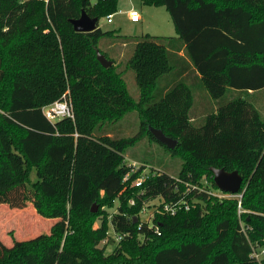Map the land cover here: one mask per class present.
Segmentation results:
<instances>
[{
  "label": "trees",
  "instance_id": "trees-1",
  "mask_svg": "<svg viewBox=\"0 0 264 264\" xmlns=\"http://www.w3.org/2000/svg\"><path fill=\"white\" fill-rule=\"evenodd\" d=\"M142 1L164 5L177 35H122L98 22L93 31H75L71 19L82 11L99 21L117 12L118 0H0V204L30 202L56 219L49 233L12 245L0 239V264H258L240 227L239 199L209 190L217 189L212 167L238 170L249 237H264V0ZM121 44L138 100L112 55ZM97 51L113 64L104 67ZM65 93L74 115L51 121L42 108ZM132 111L139 122L126 135ZM151 127L176 146L168 148ZM144 138L180 157L179 171L146 160L133 170L125 153ZM82 141L105 154L93 178L75 175ZM145 165L141 189L133 182ZM186 182L197 187L186 191ZM157 196H184L191 206L140 225L135 217ZM109 223L126 235L106 253L99 244Z\"/></svg>",
  "mask_w": 264,
  "mask_h": 264
},
{
  "label": "rangeland",
  "instance_id": "rangeland-1",
  "mask_svg": "<svg viewBox=\"0 0 264 264\" xmlns=\"http://www.w3.org/2000/svg\"><path fill=\"white\" fill-rule=\"evenodd\" d=\"M91 1L95 2L96 0ZM117 8V12L113 14V21H108L107 16L101 17L98 21L99 27L103 30H117L122 35H177L171 15L164 5H147L142 0H118ZM131 8H135L140 12L141 20L139 22L130 21L127 11ZM126 50L127 46L121 44L117 48V51L112 52V55L117 58L121 64V68L124 70V76L130 93L138 100L139 88L134 70L127 67ZM197 101L198 99L195 101L196 104L198 103ZM260 103H264V99ZM193 112H195L196 117H200L203 110L197 106ZM136 113V111H132L124 118V120L128 121L123 127L126 135H132L136 131L139 122L137 121ZM262 113L264 115L263 110ZM146 138L141 139L127 149L125 161L128 165H134V163H140L139 161L141 160H146L152 162L154 165H158L169 173H177L182 165L181 158L169 153L159 141H152ZM82 142L80 145L78 143L75 175L77 176V174L83 171L85 175L89 174V177L93 178L99 172L101 164L105 159V154L89 141ZM30 179L31 183L38 179L35 168L31 170ZM81 190L82 188L79 186L77 193H81ZM117 206L118 200L116 199L111 207H106V211L109 215H112L117 210ZM146 206V213H142L143 218L147 217L148 212L152 209L150 201L145 203ZM94 207L96 208V212L99 206L95 204ZM54 221L56 219L40 215L30 202L24 208H13L7 203H2L0 204V239L5 244L12 245L14 239H27L40 233H49ZM100 223L101 218H97L92 226L98 227ZM118 243L115 239L113 227L109 223L108 236L100 242L99 246H105L106 253H110Z\"/></svg>",
  "mask_w": 264,
  "mask_h": 264
},
{
  "label": "built area",
  "instance_id": "built-area-1",
  "mask_svg": "<svg viewBox=\"0 0 264 264\" xmlns=\"http://www.w3.org/2000/svg\"><path fill=\"white\" fill-rule=\"evenodd\" d=\"M48 2V0H45ZM128 16L130 21L132 22H139L141 20V14L140 12L135 9L131 8L128 11ZM107 20L112 22L113 21V14H110L107 16ZM44 114L48 119L51 121H55L57 119L63 118V117H73V105L72 100L69 95V93L63 94V96L45 106L42 108ZM133 166V170L138 169L142 164L141 163H134L131 164ZM150 173V167L148 165H145V167L142 169L140 175L134 180L133 185L136 187L141 188L144 184V181L149 177ZM208 180L205 178L203 179L204 184H209L207 182ZM210 185V184H209ZM191 187L195 188L197 185H194L192 183L186 182V191H188ZM198 188H202L198 185ZM142 189V188H141ZM185 191V192H186ZM213 195H215L218 199H224V198H232L236 197L239 199L238 203V216H239V223L241 230L246 235L248 242L251 247L250 256L258 263V264H264V237L261 239L252 240L249 237L248 234V227L247 222L242 218V213L244 212L240 199L242 197L241 193H231V192H224L220 189H210L209 190ZM184 192V193H185ZM152 209L148 212L147 217L143 218L142 213H146L147 206L142 207L140 213L138 214L139 224L142 225L143 223L148 224L150 227L155 225L154 219L156 217V214L161 213H167V214H175L177 211L181 208L189 209L191 204L184 198V196L180 200L176 201H166L161 196L154 197L153 199L149 200ZM130 204H133L135 202L134 198L129 200ZM196 201H192V206H195ZM156 230H158V226L155 227ZM126 234L125 233H115V239L117 242H119ZM107 238V237H106Z\"/></svg>",
  "mask_w": 264,
  "mask_h": 264
},
{
  "label": "water",
  "instance_id": "water-1",
  "mask_svg": "<svg viewBox=\"0 0 264 264\" xmlns=\"http://www.w3.org/2000/svg\"><path fill=\"white\" fill-rule=\"evenodd\" d=\"M98 17H91L85 11H82L79 18L71 19V23L75 31L89 32L97 28ZM97 57L100 63L104 67H108L113 64V61L108 59L103 53L97 51ZM153 134L161 142L165 143L168 148L173 149L176 146V140L167 136L161 129L150 128ZM214 174V181L218 189L224 192L238 193L241 189L243 182L242 175L238 170L227 171L223 167H212ZM95 206V204H94ZM92 207L91 210L95 211L96 208ZM137 220V217L134 219Z\"/></svg>",
  "mask_w": 264,
  "mask_h": 264
},
{
  "label": "crops",
  "instance_id": "crops-1",
  "mask_svg": "<svg viewBox=\"0 0 264 264\" xmlns=\"http://www.w3.org/2000/svg\"><path fill=\"white\" fill-rule=\"evenodd\" d=\"M127 14H128V11H127Z\"/></svg>",
  "mask_w": 264,
  "mask_h": 264
}]
</instances>
